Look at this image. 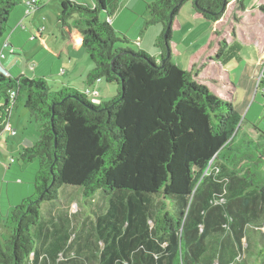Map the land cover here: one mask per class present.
<instances>
[{"label":"trees","instance_id":"trees-1","mask_svg":"<svg viewBox=\"0 0 264 264\" xmlns=\"http://www.w3.org/2000/svg\"><path fill=\"white\" fill-rule=\"evenodd\" d=\"M121 1L62 0L57 18L72 35L82 34L80 45L95 66L88 87L98 80L118 87L109 102L94 105L68 87L53 91L44 78H14L2 53L0 136L23 96L38 139L20 159L37 161L39 169L34 195L4 217L0 264H85L56 263L70 235L43 229V207L58 203L64 187L110 203L108 215L98 220L104 243L98 264H239L242 254L264 264V236L252 250L253 234L264 228V134L256 130L260 141H238L243 117L235 105L211 96L172 61V27L181 8L191 3L214 24L232 0L148 4V25L164 26L155 44L158 57L135 51L139 43L112 26ZM22 4L0 0V44ZM242 50L234 40L219 50L217 61L226 66L240 60Z\"/></svg>","mask_w":264,"mask_h":264},{"label":"rangeland","instance_id":"rangeland-1","mask_svg":"<svg viewBox=\"0 0 264 264\" xmlns=\"http://www.w3.org/2000/svg\"><path fill=\"white\" fill-rule=\"evenodd\" d=\"M62 0H40L39 4H46L25 17L23 25L27 26V31L33 33L31 47H36L33 53L45 50V52L58 55V66L60 63V55L64 56V66L59 70L60 73H52V66L43 63L47 74L45 80L53 91L68 87L80 91L82 94L89 88L86 86V81L90 73L95 69L93 63H90L89 57L82 47L77 43L82 41V34L72 35L68 28H65L58 22L59 8ZM76 2L93 4L95 0H75ZM157 0H122L119 4L120 11L127 10L130 15V22L123 24V31L116 30L118 35L125 36L128 40L138 42L139 46H134V50L138 49L147 52L152 57H157L160 53L155 47L157 38L162 35L164 26L161 24L149 26L148 21L151 16L147 13V5ZM262 0H244L242 5L240 0H232L227 7L223 17L216 23H212L201 16H198L191 3H186L180 10L176 21L172 27L171 51L172 61L179 64L185 71L192 72L194 78L200 83L209 87L210 95L220 97L225 101L230 102L235 98L238 104L239 111L243 117V127L239 134V139L243 141H260L259 134L255 130L264 134V106L261 109L263 99L262 91H259L260 98L255 101L254 94L251 96L250 103L243 105L238 102V96L233 89V82L225 80L224 76L219 77L217 54L223 47L228 44L238 35L248 36L253 33L259 35V23H264L263 12L258 10ZM260 5V6H259ZM264 5V3L262 4ZM118 9V10H119ZM263 15V16H262ZM101 17L105 19L106 13H101ZM30 18V19H29ZM73 23L71 22V27ZM25 27V26H24ZM264 30V26H260ZM39 31H38V30ZM262 37L264 31H262ZM259 35V39L262 37ZM138 37H141L137 39ZM243 38V37H242ZM36 39V40H35ZM72 39L73 46L71 54L73 56L72 64L69 63L67 46ZM35 40V41H34ZM144 42V44L142 43ZM29 41L25 47L29 46ZM143 44V45H142ZM239 44L245 48L241 57L243 61L239 65L234 61V67L244 68V74H248L249 61L252 58L258 61L255 54V49L247 43L239 41ZM30 50V49H27ZM7 54V53H6ZM30 56L32 54H29ZM29 56V57H30ZM31 60V59H30ZM245 62V63H244ZM42 63V61H41ZM233 64V63H232ZM231 64V65H232ZM37 65V64H36ZM227 71L230 73V67ZM75 66H80V72L75 75L74 84L63 85L62 80L68 77H74V74H67L64 77L63 70H74ZM232 66V67H233ZM70 68V69H69ZM77 71V69L75 70ZM239 72L238 79L243 81V69ZM250 72V69H249ZM261 76L257 78L261 82V87L264 88V68L261 67ZM62 73V75H61ZM83 75V76H80ZM40 76V75H39ZM227 79V78H226ZM246 79L244 78L245 83ZM261 88V89H262ZM260 89V90H261ZM100 94L101 102H109L118 93V87L114 83H109L102 80V83L97 86ZM22 107L20 106L12 116L10 126L12 130L17 132L18 137L13 138L5 133L3 141L5 146H0V201L2 202V213L0 212V235L7 234V229L4 228V217L10 212L12 207L22 203L24 199L32 197L35 193L34 180L39 169V163L36 161L31 164H24L20 159L19 154V138L26 137L36 139L37 128L35 123H29L27 116L24 114L25 100L21 97ZM252 104L258 105L259 111L255 113V108L249 115V108ZM238 110V109H237ZM254 119L255 124H253ZM252 124L253 126L249 125ZM250 127H249V126ZM12 148V149H11ZM4 161V162H3ZM16 161V163H14ZM4 164L10 165V171H6ZM28 169V172L26 171ZM18 174L14 176L16 173ZM79 188L64 187L60 191V201L56 204L44 205L42 210V219L44 222L43 229H48L53 234H56V229L62 233L70 235L69 246L64 254L58 256L56 263H67L68 261H82L85 264H98L99 253L104 248V243L98 239L97 227L98 220L107 216L109 213L110 203L107 199H103L101 195L95 196L93 199H83ZM22 193L23 199L19 200V195ZM261 233V234H258ZM49 234V232H48ZM264 236V228L256 229L252 236V250L256 252L255 243L260 241V237ZM49 237V236H48ZM54 237V236H53ZM49 237L50 240L53 238ZM1 238V237H0ZM37 238L40 244L44 243V238L37 232ZM245 246L247 243L245 242ZM78 253H82L79 255ZM255 258L252 255L242 254L237 262L239 264H254L251 259Z\"/></svg>","mask_w":264,"mask_h":264},{"label":"crops","instance_id":"crops-1","mask_svg":"<svg viewBox=\"0 0 264 264\" xmlns=\"http://www.w3.org/2000/svg\"><path fill=\"white\" fill-rule=\"evenodd\" d=\"M26 1H28V0H23V4L13 11V13H12L10 19H9L10 30H9V32L7 33V35L5 36V38L3 39V41L0 44V55L2 53H4V54L7 53L6 54V59L3 62V66H4V68L6 70H8L10 72V74L14 78H19L21 76H25V77H27L29 79H34V78H37V77L45 79L47 71H46L45 66L43 65V63H45L47 65H49V63H51L50 64L51 66H52V63H53V68L51 69V72L52 73L53 72L54 73H60L59 70L62 68V66H64L63 65L64 64V60H63L64 56L60 55V59H59L60 63H59V66H58V60H57L59 58L58 55H54L53 53L50 54V52L47 53V52H45V50H42V53H40V52L33 53V51L36 48V47H31V44L33 43L32 42V38H34L33 37V33L27 31V26L26 25H24L25 29L19 28L20 23H23V21L25 20V17H26L25 16V10L26 9H25V3H24ZM73 1H75V0H73ZM263 3H264V0H262V3H260V5H262ZM43 6H46V4H42L41 3L40 4V8L43 7ZM258 10H260V8ZM126 11L127 10H123V11L121 10L120 11V9H119L116 12V14L114 15V17L111 19V24L116 30L123 31V29H122L123 24H127L128 22H130V20H129L130 19L129 18L130 15L127 14ZM197 15L201 16L198 13H197ZM263 18H264V16H263ZM258 25H259V29H260V30H258L259 31V35L261 36L262 35V31H264V30L262 28H260V26H264V23H259ZM245 35H247V34H244L243 36L242 35H238L239 37H237V38L234 37L232 39V41L228 44V46L234 40H236L238 43H239V41L247 43L248 45L252 46L256 50L255 54H256V58H257L258 61H254L252 58L250 59L249 66H248L249 69H250V72H249V69H248V74L249 75L246 76V72L244 74L245 67L241 68V66L243 65V64H241V62L243 61V59L241 57V53H242V51L245 48H243V50L240 52V57H241L240 60H235L234 59L229 64H227L226 66H224L222 63H220L218 61V65H219L218 66V69H219L218 74H219V77L224 76L225 80H228L229 82L230 81L233 82L232 85H233V89H234V91L236 93L235 96H238V98H239L238 102H240L241 104L246 106V105H248L250 103V99H251V96L253 94H254L255 101L259 100V98H260L259 91H262V95L264 96V88L261 87L262 86L261 82L257 80V78H259L261 76V72H260L261 71V67L264 68V36L263 37L261 36L262 39L260 40L259 39V35L255 34V33H253V34L250 33V35L248 36V40H246L247 36H245ZM139 38H141V37H138L137 39H139ZM28 41L30 42L29 46L25 47V45L27 44ZM7 43L9 45V47H8L9 49L4 50L5 44H7ZM68 43L69 44L67 46V53H68L67 57L69 58V62H70L69 64L71 65L72 64V60H73V56L71 54V48L74 47L73 46L74 44H73L72 39ZM142 43L144 44L143 41H142ZM77 45H79V47H81L79 42L77 43ZM12 48L15 50L14 54H11L9 52V50L12 49ZM27 49H30V50H27ZM29 54H32V55L30 56ZM158 56H159V54L157 55V57ZM41 61H42V63H41ZM89 61H90V59H89ZM234 61H237L239 63V65H241V66H239L238 68L234 67L233 66L234 65ZM33 62L35 63V65L36 64L37 65L35 66V69L32 71L30 69V65ZM90 63H91V61H90ZM229 65H231L230 73L227 71V68L229 67ZM76 69H77V71H75ZM241 69H243V81L238 79L239 72H236V71H239ZM63 72H64V74H63L64 77L67 76L68 73L70 75L74 74V77L70 76V77H68V79H63L62 80V84L63 85L73 84V86L71 85V87H74V84L76 83L74 78H75V75L78 72H80V66H75V69L74 70H70L69 72L66 71V70H63ZM61 75H62V73H61ZM80 76H83V75H80ZM244 78L246 79L245 83H243L244 82ZM101 83H102V81L100 82V84ZM86 86H89V85H87V81H86ZM224 100H226V99L224 98ZM230 102L235 105V107L238 109V112L241 114V112L239 111V108L237 106L238 104H236V102H235V98L233 100H231ZM20 106L22 107V105H19L17 107V109ZM263 106H264V97L262 99V103H261V106H260L261 109H262ZM254 108H255V113L259 111L258 109H260L258 105L256 106V104H252L250 106V108H249V115L252 113ZM17 109H15L13 111V113ZM23 109H24V114L28 118V122L29 123H33V120L31 119V117L29 115V112L25 109V107ZM13 113L11 114L9 123L12 122ZM252 121H253V124L256 125L254 119H252ZM249 125L253 126L252 124H249ZM256 132L257 131L255 130V133ZM4 135H5V133H3L2 136H0V146L4 145L5 148L8 149L9 147L6 146L7 143L3 141ZM17 137H18V135H16L13 138H17ZM37 139H38L37 135H36V139H34V138L30 139V138H26V137L19 138L18 144H19L20 150L18 152L20 153L23 150V148L29 147L32 144H34V142H36ZM0 149H2V148H0ZM0 155H1V159L3 160L1 151H0ZM4 168L6 169V171H10V167L8 165L4 164ZM26 171L28 172V169ZM17 174H18V172L14 176H16ZM22 199H23V195L21 193L19 195V200H22ZM0 212L2 213V202L1 201H0Z\"/></svg>","mask_w":264,"mask_h":264},{"label":"built area","instance_id":"built-area-1","mask_svg":"<svg viewBox=\"0 0 264 264\" xmlns=\"http://www.w3.org/2000/svg\"><path fill=\"white\" fill-rule=\"evenodd\" d=\"M39 3H40V0H28V1H26L25 2V9H26L25 10V16L28 17L32 13L38 11V9L40 8V4ZM19 28L25 29L23 23H20ZM8 47H9V45L7 43V44H5L4 49H6ZM10 52L11 53H14L15 51H14V49H11ZM3 59H4V55L1 54L0 55V67H1V60H3ZM35 66H36L35 63L33 62L30 65V69L33 71L35 69ZM99 83H100V80L96 81V83L94 84L93 87L88 88L84 92V94L87 97H89L91 103L94 104V105H99L101 103V101H100V94H99V92L97 90V86H98ZM3 133H6L8 135H11L12 137H15L17 135V132L15 130H12V128L10 126V123H8V124L5 125ZM3 133H2V135H3Z\"/></svg>","mask_w":264,"mask_h":264}]
</instances>
